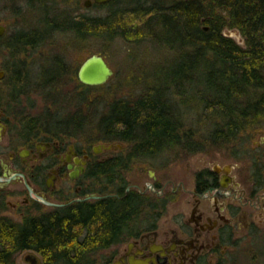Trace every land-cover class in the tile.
Returning a JSON list of instances; mask_svg holds the SVG:
<instances>
[{"label":"flooded vegetation","instance_id":"1","mask_svg":"<svg viewBox=\"0 0 264 264\" xmlns=\"http://www.w3.org/2000/svg\"><path fill=\"white\" fill-rule=\"evenodd\" d=\"M75 1L78 19L91 20L97 16L92 11L101 17L123 12L121 0ZM81 5L88 13H79ZM5 78L4 72L0 227L26 229L31 220L61 221L94 209L104 214L115 209L122 213L118 239L86 251L78 264H236L240 249H245L246 264H264V132L251 150L240 149L237 159L231 155L235 160L206 157L190 179L155 175L142 186L130 170L137 161L118 159L125 145L105 139L96 145L111 148L98 150L77 142L68 129L57 130L63 122L44 132L18 119ZM2 237L3 262L44 264L42 251L13 245L9 234ZM11 246L16 248L7 251ZM74 253L57 262L74 261Z\"/></svg>","mask_w":264,"mask_h":264},{"label":"trees","instance_id":"2","mask_svg":"<svg viewBox=\"0 0 264 264\" xmlns=\"http://www.w3.org/2000/svg\"><path fill=\"white\" fill-rule=\"evenodd\" d=\"M161 2L155 0L142 14L136 13L141 11L139 8L126 11L131 15H150L145 23L149 37L154 34L153 27L159 25L157 41L179 53L173 60H177L175 74L168 79L165 88H152L132 103L116 100L104 107L94 142L105 139L121 142L126 150L118 159L138 162L163 151L187 156L212 146L229 148L246 132L264 130V0H185L171 5ZM57 22L46 20L48 27L70 31L80 41L96 36L114 39L127 35L122 28L126 27L125 23L115 14L97 15L91 20L71 15ZM226 29L240 31L245 46L227 37ZM32 33L20 31L11 35L8 47L14 59L24 52L26 45L36 43L31 38ZM131 35L135 40L143 36L138 29ZM59 66L62 72L64 66ZM194 68H198L199 78L190 75ZM5 80L15 99L19 92L14 93L10 73ZM196 81L200 82V88ZM191 87L200 94L201 106L194 103V107L200 112L199 124H204L203 130L205 128L202 145L195 142L193 132L184 128V119L176 108L178 104L195 102L196 97L189 96ZM1 90L0 87V93ZM121 218L122 213L115 209L105 214L101 209H94L61 221L31 220L26 229L0 227V238L9 234L13 245L42 251L46 258L44 264H78L79 257L86 251L94 252L118 239ZM79 225L89 230L75 228ZM14 248L16 246H11L7 251ZM71 250L76 255L74 261L57 262L59 258L70 256ZM6 253L5 249L0 252V264H7L3 262Z\"/></svg>","mask_w":264,"mask_h":264},{"label":"rangeland","instance_id":"3","mask_svg":"<svg viewBox=\"0 0 264 264\" xmlns=\"http://www.w3.org/2000/svg\"><path fill=\"white\" fill-rule=\"evenodd\" d=\"M154 1H120L123 12L119 17L126 26H122L123 31L125 30L127 35L130 33L128 36L124 34L125 36L114 39L96 36L80 41L72 32L54 30L46 23L47 19L59 23L61 18L76 16L78 12L74 8L75 0H0V25L5 27L4 35L0 36V73L4 71L6 76L10 73L14 93L19 92L11 103L18 119L29 125L37 124L36 126H40L39 129L45 130L44 132L48 129L54 130V125L63 122L57 130H70L77 142L91 141L93 145L103 143L104 140L94 142V139L99 134L98 119L104 107L116 100L132 103L152 88H165L168 79L175 74L177 60H173L179 53L157 41L155 37L160 34L159 25L158 28L153 27V38L149 37L145 23L150 15L145 13L140 16ZM160 1L171 5L185 0ZM138 5L140 6L137 7ZM79 8V13H88L82 5ZM128 8H139L141 11L136 13L140 14L131 15L132 13L126 11ZM96 12L92 11L91 14L99 15ZM136 29L143 34L138 40L131 35ZM20 31L25 34L34 32L31 38L36 43L26 45L24 52L14 59L8 47L9 38L14 32ZM224 34L239 45L245 46V38L240 31L226 29ZM98 53L107 60L115 74L105 85H83L78 79L79 67L85 59ZM60 64L64 66L62 72L58 69ZM190 71V75L199 78L198 68ZM186 73L188 74V71ZM199 85L200 82L196 81L197 88H200ZM190 89L192 90L189 96L196 97L195 102L178 104L176 108L184 119V128L193 132L195 142L202 145L205 128L203 130L204 124H199L200 112L194 107V103L198 104V107L201 106L198 97L200 94L193 87ZM263 132L264 130L248 131L229 148L212 146L203 148L204 151L190 152L187 156L174 151H163L152 158L132 164L130 170L132 173L135 170L142 186L152 181L151 176L155 175L161 180L190 179L206 157L235 160L239 158L237 156L240 149L251 150L255 140L260 138ZM111 142L122 144L118 141ZM96 147L100 150L97 145ZM238 254L237 263L246 264L245 249H240Z\"/></svg>","mask_w":264,"mask_h":264},{"label":"water","instance_id":"4","mask_svg":"<svg viewBox=\"0 0 264 264\" xmlns=\"http://www.w3.org/2000/svg\"><path fill=\"white\" fill-rule=\"evenodd\" d=\"M4 33L5 27L0 25V36H3ZM114 74L115 72L107 60L100 53H98L84 60L78 70V79L86 86H102L109 82ZM3 76L4 72H1L0 79H2ZM98 147L105 149L111 148L102 145H99Z\"/></svg>","mask_w":264,"mask_h":264}]
</instances>
